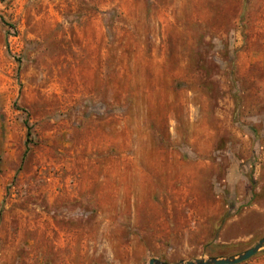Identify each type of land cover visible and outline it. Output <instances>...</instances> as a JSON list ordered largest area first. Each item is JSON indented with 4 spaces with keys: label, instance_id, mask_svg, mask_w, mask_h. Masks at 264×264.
<instances>
[{
    "label": "rangeland",
    "instance_id": "rangeland-1",
    "mask_svg": "<svg viewBox=\"0 0 264 264\" xmlns=\"http://www.w3.org/2000/svg\"><path fill=\"white\" fill-rule=\"evenodd\" d=\"M262 238L264 0H0V264Z\"/></svg>",
    "mask_w": 264,
    "mask_h": 264
},
{
    "label": "water",
    "instance_id": "water-1",
    "mask_svg": "<svg viewBox=\"0 0 264 264\" xmlns=\"http://www.w3.org/2000/svg\"><path fill=\"white\" fill-rule=\"evenodd\" d=\"M264 246V238L260 239L253 247L240 253L236 256H230L225 258H207V259H196L190 262H179L176 264H239L247 261L253 257L262 247ZM147 264H165L155 259H150Z\"/></svg>",
    "mask_w": 264,
    "mask_h": 264
}]
</instances>
